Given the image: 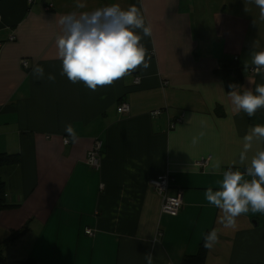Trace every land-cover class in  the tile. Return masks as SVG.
Segmentation results:
<instances>
[{
    "label": "crops",
    "instance_id": "0c3cea01",
    "mask_svg": "<svg viewBox=\"0 0 264 264\" xmlns=\"http://www.w3.org/2000/svg\"><path fill=\"white\" fill-rule=\"evenodd\" d=\"M77 2L0 0V153L20 157L0 169L9 205L0 210V242L26 225L15 240L18 257L37 264H147V253L153 264H179L215 229L219 239L206 264H264L262 229L251 227L247 214L236 219L238 229L225 228L223 213L205 197L209 187L219 190L223 172H245L264 149L255 141L239 162L243 137L264 125V108L252 117L236 112L214 71L236 57L242 79L234 90L255 92L264 84V72L250 71L252 53L264 51L259 8L253 0H79L84 8ZM112 4L136 5L151 27V36L137 30L149 67L93 91L61 74L58 21ZM36 65L44 78L33 75ZM121 102L127 113L117 111ZM96 139L100 162L91 167L87 153ZM164 174L175 177L169 192L181 193L175 216L161 212L150 184Z\"/></svg>",
    "mask_w": 264,
    "mask_h": 264
},
{
    "label": "clouds",
    "instance_id": "9594fccd",
    "mask_svg": "<svg viewBox=\"0 0 264 264\" xmlns=\"http://www.w3.org/2000/svg\"><path fill=\"white\" fill-rule=\"evenodd\" d=\"M264 18V0H253ZM77 8L85 5L79 0ZM58 24L61 34L56 38L57 55L62 61V75H66L72 83L83 82L89 89L95 91L98 86L113 84L138 67L147 69V50L141 43L142 36L137 30H142L143 36H151L152 29L147 26L145 19L136 5L122 9L118 4L97 8L91 12H75L60 17ZM254 71L260 74L264 69V51L252 53ZM27 66V65H26ZM247 67V65H245ZM37 79L44 78V68L36 65L32 68ZM47 79L55 80L53 74ZM228 95L236 112L243 111L249 117L257 110L264 108V84L257 85L255 92L245 90L242 94L230 84ZM65 131L71 142L78 139L72 125H67ZM205 135L199 133L193 138L197 143ZM243 149L239 155V162L245 164L247 153L252 149L255 141H264V125H255L250 133L243 137ZM69 139H65L68 143ZM219 164L214 165L218 169ZM245 176L251 179H246ZM219 190L213 191L209 187L205 192L206 200L223 215L220 223L225 228H233L237 217L251 212L264 214V149L255 152L245 172L229 168L223 172L222 180L217 182ZM178 203V201H177ZM219 235L215 229L204 235L203 246L212 249L218 242ZM147 264H153L151 253L145 255Z\"/></svg>",
    "mask_w": 264,
    "mask_h": 264
},
{
    "label": "trees",
    "instance_id": "16d2710c",
    "mask_svg": "<svg viewBox=\"0 0 264 264\" xmlns=\"http://www.w3.org/2000/svg\"><path fill=\"white\" fill-rule=\"evenodd\" d=\"M215 74L218 75L221 79H223L226 89L230 91L229 85H235V87L240 83L242 79V74L240 72V68L237 66L235 59H228L222 61L220 65L214 70ZM20 161V157L17 154H5L0 153V169L6 166H12L18 164ZM172 176V175H171ZM173 181H171L170 186H173L175 183V177ZM5 182L2 180L0 176V210L6 208L7 205L5 202ZM27 230V226L24 225L22 228L11 232L7 239H4L0 242V245H9L14 243L17 238H19L25 231ZM207 231L205 234H207ZM204 237L202 238L197 252L193 254H185L183 255L179 264H206V255L208 249L203 246ZM1 247V246H0ZM1 252V251H0ZM19 264H37V262L33 258H27L18 262ZM0 264H9L6 259L0 253ZM237 264H261V263H237Z\"/></svg>",
    "mask_w": 264,
    "mask_h": 264
},
{
    "label": "built area",
    "instance_id": "2783aa9c",
    "mask_svg": "<svg viewBox=\"0 0 264 264\" xmlns=\"http://www.w3.org/2000/svg\"><path fill=\"white\" fill-rule=\"evenodd\" d=\"M28 3H32L34 0H27ZM10 40H13L14 37L10 36ZM236 59V57H235ZM22 65L24 67L28 66L27 61H23ZM27 65V66H26ZM254 68H251L250 71L252 73H256L254 71ZM261 72H264V69L261 70ZM134 82H138V77L135 78ZM129 110V105L127 102H121L118 105L117 111L119 113H127ZM161 113L160 109L153 110L150 114L151 116H158ZM65 142V139H64ZM101 153V141L99 139H96L93 142L92 148L87 153V159L86 162L91 167H99L100 162V154ZM209 160V157L200 159L197 164L200 166H203L206 164V162ZM174 178L171 175L164 174L160 175L155 179H152L150 181L151 186L155 189V191L161 196V212L168 214L170 216H175L178 214L182 207V199H181V193L178 191V193L171 194L170 191V184L171 181H173ZM178 201V203H177ZM87 234H91V231L87 229L85 231Z\"/></svg>",
    "mask_w": 264,
    "mask_h": 264
},
{
    "label": "rangeland",
    "instance_id": "374dc122",
    "mask_svg": "<svg viewBox=\"0 0 264 264\" xmlns=\"http://www.w3.org/2000/svg\"><path fill=\"white\" fill-rule=\"evenodd\" d=\"M253 216L252 220L250 219V216ZM247 216L249 217L248 219V224H251V227L253 226L254 228L257 229H262V237H264V214L261 213H256V214H252L251 212L247 213ZM239 218V217H237ZM236 228H239V222L236 221ZM242 224V223H241ZM243 225V224H242ZM18 239V238H17ZM0 253L2 254V256L4 258H6L7 263L9 264H19L18 261H21L23 259H19L18 255L21 252V249L19 250V242L15 241L12 245H0Z\"/></svg>",
    "mask_w": 264,
    "mask_h": 264
}]
</instances>
